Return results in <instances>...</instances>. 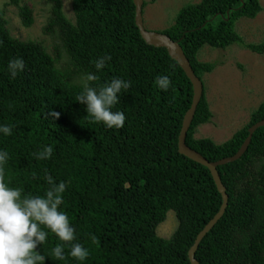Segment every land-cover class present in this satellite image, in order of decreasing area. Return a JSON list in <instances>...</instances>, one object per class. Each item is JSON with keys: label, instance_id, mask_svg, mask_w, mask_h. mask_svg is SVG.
Instances as JSON below:
<instances>
[{"label": "trees", "instance_id": "16d2710c", "mask_svg": "<svg viewBox=\"0 0 264 264\" xmlns=\"http://www.w3.org/2000/svg\"><path fill=\"white\" fill-rule=\"evenodd\" d=\"M49 1L45 32L56 33L60 41L54 56L39 42L13 37L6 11L0 9V124L12 128L11 135L0 134V150L9 157L3 165L5 180L19 188L22 197L44 195L49 187L46 172L54 182L64 181L60 209L75 229V240L64 242L45 228L48 236L35 251L45 257L44 264H191L189 251L219 212L222 196L210 171L178 151L193 99L190 80L166 49L142 39L133 0H72L74 22L65 16L62 0ZM10 4L19 9L22 25L30 28L31 9L20 0ZM262 11L261 0H201L182 8L174 25L161 33L179 42L202 80L217 67L199 61L204 46L225 50L240 45L264 54V42L247 44L236 31L239 19H255ZM102 56L111 60L97 72L94 62ZM61 57L67 66L59 67ZM12 58L24 61V70L15 78L7 70ZM87 72L97 76L92 86L113 78L129 83L112 108L125 114L123 127L92 122L86 106L75 101L80 77ZM158 75L169 77L167 91L156 87ZM212 116L204 89L186 145L217 162L234 156L249 128L264 121V102L250 122L221 145L194 137ZM44 146L53 148L52 156L38 161L34 154ZM217 170L228 205L195 258L199 264H264V127L254 133L239 160ZM169 211L179 224L172 238L164 240L157 229ZM73 243L88 249L85 261L68 255ZM57 245L63 247L64 260L52 255Z\"/></svg>", "mask_w": 264, "mask_h": 264}, {"label": "rangeland", "instance_id": "374dc122", "mask_svg": "<svg viewBox=\"0 0 264 264\" xmlns=\"http://www.w3.org/2000/svg\"><path fill=\"white\" fill-rule=\"evenodd\" d=\"M199 2L201 0H159L156 3L144 0V27L148 31L161 33L174 25L182 8ZM62 4L65 16L74 22L72 0H62ZM20 5L32 11L33 24L30 28L22 25L19 9L12 6L10 0H0V9L6 11L11 35L22 41L39 42L54 56L56 47L60 45L58 35L45 32L51 16L50 1L20 0ZM261 5L263 11L255 19L241 18L236 22V31L247 44L264 42V0H261ZM198 58L203 63H216L217 67L202 79L213 116L209 123L196 129L194 137L208 138L221 145L246 126L252 113L264 102V54L252 53L240 45L225 50L204 46ZM65 66L67 60L61 57L59 67ZM178 224L175 213L169 211L165 222L158 227L157 235L164 240L171 239Z\"/></svg>", "mask_w": 264, "mask_h": 264}, {"label": "clouds", "instance_id": "9594fccd", "mask_svg": "<svg viewBox=\"0 0 264 264\" xmlns=\"http://www.w3.org/2000/svg\"><path fill=\"white\" fill-rule=\"evenodd\" d=\"M110 56H102L95 60L94 67L98 71L105 67ZM7 70L12 78L24 70L22 58H12L7 63ZM97 76L87 72L80 77L81 91L75 96V101L82 104L87 117L92 122L102 123L107 128L119 129L124 126L125 114L113 111L112 108L119 102V94L130 87L129 83L120 78H113L99 86H92ZM156 87L167 91L171 81L167 75L155 77ZM54 119L56 112L49 113ZM12 128L7 124H0V134L11 135ZM53 148L44 146L35 153L36 160H47L52 156ZM8 153L0 150V264H44L45 257L35 251L38 245H43L48 232L54 233L60 241L75 240V229L70 225L66 213L60 209L63 203L62 194L66 183L54 182L47 172L44 180L49 185L43 196L26 195L22 197L21 190L9 186L5 180L3 165L8 160ZM43 226V227H41ZM90 239L95 242V237ZM52 255L58 260H64V250L61 245L52 249ZM68 255L77 261H85L89 256L87 248L80 243L71 245Z\"/></svg>", "mask_w": 264, "mask_h": 264}, {"label": "water", "instance_id": "95a60500", "mask_svg": "<svg viewBox=\"0 0 264 264\" xmlns=\"http://www.w3.org/2000/svg\"><path fill=\"white\" fill-rule=\"evenodd\" d=\"M135 9H136V17L135 23L137 28L139 29L140 35L142 39L150 46L155 48H163L166 49L170 57L175 60L182 70L185 72L187 78L190 80L192 87H193V99L190 109L184 116L181 132L179 135L178 140V151L181 155L185 156L186 158L192 160L193 162L206 167L215 182L218 192L222 196V206L219 212L215 215V217L204 227V229L198 234L193 247L189 251V260L191 264H199L195 258L196 252L201 244L202 240L206 237V235L214 228V226L219 222V220L223 217L227 205H228V196L226 193V189L221 182L220 175L218 173L217 168L219 166H224L229 163H233L239 160L247 151L252 137L254 133L264 127V121L258 122L253 125L248 130V137L244 141L243 145L239 149V151L232 157L222 159L217 162H209L206 160L202 155H200L195 150L191 149L186 145V137L187 133L191 127L195 112L197 107L204 95V85L203 81L200 80L194 73L191 64L187 57L185 56L183 49L181 48L179 42L173 41L167 35L162 33L148 31L144 27L143 23V7H144V0H133Z\"/></svg>", "mask_w": 264, "mask_h": 264}]
</instances>
